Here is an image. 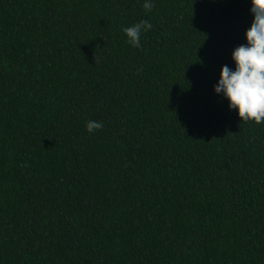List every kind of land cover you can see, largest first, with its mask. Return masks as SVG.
<instances>
[{
	"label": "trees",
	"instance_id": "16d2710c",
	"mask_svg": "<svg viewBox=\"0 0 264 264\" xmlns=\"http://www.w3.org/2000/svg\"><path fill=\"white\" fill-rule=\"evenodd\" d=\"M147 2L0 0V264H264V125L215 93L252 0Z\"/></svg>",
	"mask_w": 264,
	"mask_h": 264
},
{
	"label": "clouds",
	"instance_id": "9594fccd",
	"mask_svg": "<svg viewBox=\"0 0 264 264\" xmlns=\"http://www.w3.org/2000/svg\"><path fill=\"white\" fill-rule=\"evenodd\" d=\"M251 14L254 23L246 34L247 44L237 48L233 54L236 69L224 66L221 79L215 87L217 96L230 103V110L238 111L243 123L264 125V0H252ZM147 12L154 4H144ZM153 30V25L142 21L133 27L125 28L128 43L142 50V37ZM104 124L89 121L87 131L90 135L101 132Z\"/></svg>",
	"mask_w": 264,
	"mask_h": 264
}]
</instances>
